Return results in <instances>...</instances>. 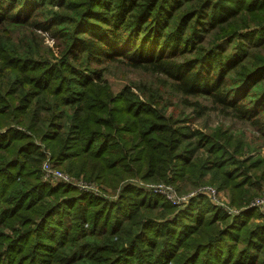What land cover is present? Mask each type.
Here are the masks:
<instances>
[{"label": "trees", "instance_id": "1", "mask_svg": "<svg viewBox=\"0 0 264 264\" xmlns=\"http://www.w3.org/2000/svg\"><path fill=\"white\" fill-rule=\"evenodd\" d=\"M120 65L149 77L139 93L110 90ZM208 111L264 144V0H0V264H264L256 209L230 220L204 195L120 186L264 194V157L190 131ZM35 137L119 198L43 181Z\"/></svg>", "mask_w": 264, "mask_h": 264}, {"label": "rangeland", "instance_id": "2", "mask_svg": "<svg viewBox=\"0 0 264 264\" xmlns=\"http://www.w3.org/2000/svg\"><path fill=\"white\" fill-rule=\"evenodd\" d=\"M54 9H55L54 11H57L58 8L55 7ZM45 44L48 47H52L53 42L49 39H46ZM106 73H107V75L105 76L106 83H108V85L110 86L111 88L110 90L114 91L116 94L122 91L123 88L126 86H131L133 88L132 90L135 93L136 92L139 93L137 91L138 88H135V83L143 84L149 79V77H141L143 75H140L138 71L131 70L124 65L115 66V67L111 66L108 68ZM170 111L171 110L169 108V112L167 114H170ZM186 125L190 128L191 132L199 131L201 133L208 135H211L213 133V135H215L216 139L218 140H223L225 143L227 141H230L233 148L238 149V151L241 153L244 152L239 158L241 160L244 159L245 157H261V158L264 157V144H261L260 146H255L257 145L255 141L256 136L254 132L249 128V126L240 122H236L229 117H223L218 115L216 112L208 111L203 117L187 122ZM12 126H17V125L12 124ZM25 128L26 127L20 126L18 129L25 131ZM7 129H9V127L3 130L5 131ZM28 133L29 135H32L30 131ZM34 142L36 146L39 148V152L42 154V161H41L42 163L39 166L41 177L42 178L44 177L46 170L48 169V167H45V164L48 163V165L52 169L58 170L64 173L65 175H69L71 177V181L70 182L53 181L52 179L46 183H49L51 186H58V185L70 186L73 190L77 192L79 197L84 196L89 199L96 198V199H103L108 202H113L119 198V191L122 188V187L120 188V186H122L124 183L131 184L139 189L142 188L146 191L150 190L151 187L154 188L157 187L158 185H170L171 187L174 188L172 184H166L165 182H146L138 177H133L124 180L122 183H120V186L116 191H112L111 188L102 185L100 182L87 179L84 176V174L78 175V174L70 173L67 170L63 169L62 167L57 166V164H55L53 160V152L50 149V147L42 140L38 139L37 137H35ZM112 142L116 143L117 141L114 140ZM252 146H253V148L251 149L252 152L247 153L248 148H251ZM132 152L133 150L131 151V153ZM203 188H209L215 190L214 196L210 194V197L208 196L206 197L213 206H215L224 214H226L230 220L238 218L243 212L247 210L256 209L257 212L262 214L263 217L259 219H253L252 224L255 225L257 223L264 222V203L260 204L259 202L261 199H264L263 193L258 196H255L246 205L242 207H237L233 205L228 190L219 189L217 186L208 183H205L197 187L196 189H191L185 193H178L177 191L176 192L179 196H187V195L195 194L197 191ZM257 200L258 202L256 203ZM189 202L190 200L188 201L187 205H189ZM181 205H185V204H181ZM235 211H239V212L241 211V212L236 213ZM219 225L222 228L224 227V224L222 223H219ZM223 249L227 250V246L226 245L223 246Z\"/></svg>", "mask_w": 264, "mask_h": 264}, {"label": "built area", "instance_id": "3", "mask_svg": "<svg viewBox=\"0 0 264 264\" xmlns=\"http://www.w3.org/2000/svg\"><path fill=\"white\" fill-rule=\"evenodd\" d=\"M45 167H48V169L46 170V173L43 177V180L45 182H49L50 180L53 179V181H64V182H70L71 181V177L69 175H65L64 173L52 169L48 163L45 164ZM153 192L154 194H158V195H162L164 196L167 201H169L170 203H172L173 205L176 206H186L188 201L191 200L192 198L198 196V195H204V196H208L210 197V194H212V196L215 195V190L214 189H209V188H203L200 189L199 191H197L195 194L192 195H187V196H179L176 192V190L171 187L170 185H158L157 187H151L150 190ZM260 200V199H259ZM258 202V200L256 201V203ZM261 203H264V199H261L260 201ZM181 204H185V205H181ZM259 204V205H260ZM258 206V205H257ZM236 213H240L239 211H235Z\"/></svg>", "mask_w": 264, "mask_h": 264}]
</instances>
